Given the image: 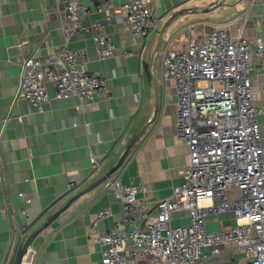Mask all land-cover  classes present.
Segmentation results:
<instances>
[{"label": "crops", "instance_id": "0c3cea01", "mask_svg": "<svg viewBox=\"0 0 264 264\" xmlns=\"http://www.w3.org/2000/svg\"><path fill=\"white\" fill-rule=\"evenodd\" d=\"M82 1L89 8L84 20L102 24L92 34L67 32L66 6L58 0H0V264H15L26 237L116 165L147 123L110 176L141 188L138 197L150 203L171 195L183 182L189 147L177 132L176 83L164 75L162 61L167 46H184V31L191 24L199 37L227 26L233 37L241 35L250 45V77L264 151V57L254 51L257 39L264 38V0H152L157 29L142 37L132 34L119 10L129 0ZM169 20L177 29L155 52ZM97 32L112 40L111 57H98L93 39ZM64 45L81 51L79 66L107 79L108 96L80 105L75 96L54 98L49 83L51 100L41 110L26 101L15 102L23 60L53 55ZM92 156L100 168L93 166ZM103 208L111 214L99 222V230L118 226L122 204L104 183L73 200L34 239L23 264H103L100 245L88 235ZM189 222L186 211L173 214V225ZM234 224L233 213H226L209 217L207 227L219 230ZM202 252L208 256L198 264H240L253 257L235 243L224 245L218 254L207 246Z\"/></svg>", "mask_w": 264, "mask_h": 264}, {"label": "built area", "instance_id": "2783aa9c", "mask_svg": "<svg viewBox=\"0 0 264 264\" xmlns=\"http://www.w3.org/2000/svg\"><path fill=\"white\" fill-rule=\"evenodd\" d=\"M58 1L66 6L67 32L92 34L102 27L99 21L84 20L89 8L82 0ZM151 2L129 0L119 6L135 37L157 29ZM184 35V46H167L162 61L164 75L176 83L177 132L189 147L183 182L171 195L150 203L138 197V186L106 178L104 187L119 197L123 219L116 227L99 230V222L111 214L103 208L88 228L101 247L103 264H138L144 259L150 264H198L208 256L203 246L218 254L228 243L253 254L240 264H264V151L250 77L251 47L223 25L199 37L191 24ZM93 39L100 59L114 54L106 34L97 32ZM254 51L264 57V38L257 39ZM80 58L81 51L69 45L47 57H26L14 101L41 110L51 100L49 83L54 98L75 96L80 105L108 96L107 79L79 66ZM91 162L101 167L96 156ZM179 211L189 214L188 224H172ZM226 213H233L234 225L207 227L209 217Z\"/></svg>", "mask_w": 264, "mask_h": 264}, {"label": "water", "instance_id": "95a60500", "mask_svg": "<svg viewBox=\"0 0 264 264\" xmlns=\"http://www.w3.org/2000/svg\"><path fill=\"white\" fill-rule=\"evenodd\" d=\"M175 25L172 23V20L167 21V23L163 26L162 30L159 33V39H158V43L155 49V52L157 51V49L159 48V45L161 43V40L168 35L169 30H171L172 27H174ZM155 54V53H154ZM154 81V87H155V93H156V112L158 110V105H159V96H158V90H157V85H156V81L155 79H153ZM155 116L153 117L154 120ZM152 120V121H153ZM149 125V123H147L140 131L139 133L132 139V141L129 143L128 147L126 148L125 152L123 153V155L120 157V159L118 160V162L116 163V165H114L108 172H106L102 177H100L98 180H96L94 183H92L91 185H89L87 188L83 189L80 193L74 195L65 205H63L59 210H57L55 213H53L48 220L42 225L40 226L36 231H34L33 233H31V235H29L28 237H26V239L24 240V243L20 249L18 258L15 262V264H23L24 262V258L25 255L28 251V248L32 246V243L34 241V239L43 231L45 230L51 223L52 221L59 215L61 214L71 203L73 200H75L77 197H79L81 194H83L84 192H88L91 188L98 186L100 184H102L106 178L110 175H112L123 163V161L125 160L127 154L129 153L131 147L134 145V143L139 139V137L143 134V132L145 131V129L147 128V126Z\"/></svg>", "mask_w": 264, "mask_h": 264}, {"label": "rangeland", "instance_id": "374dc122", "mask_svg": "<svg viewBox=\"0 0 264 264\" xmlns=\"http://www.w3.org/2000/svg\"><path fill=\"white\" fill-rule=\"evenodd\" d=\"M176 29H177V28H176L175 26L172 27L171 30H169L168 36L173 35V33L176 31Z\"/></svg>", "mask_w": 264, "mask_h": 264}]
</instances>
